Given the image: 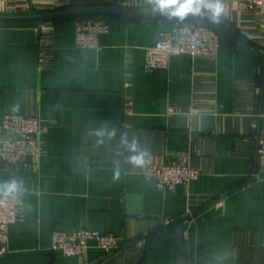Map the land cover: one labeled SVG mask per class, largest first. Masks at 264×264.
Here are the masks:
<instances>
[{
  "label": "crops",
  "instance_id": "crops-1",
  "mask_svg": "<svg viewBox=\"0 0 264 264\" xmlns=\"http://www.w3.org/2000/svg\"><path fill=\"white\" fill-rule=\"evenodd\" d=\"M221 3L219 18L264 54V10ZM95 6L159 11L149 0H0V16ZM101 15L0 23V122L19 113L47 126L39 156L0 167V196L16 181L25 200L0 264H264L263 62L210 21L222 35L218 54L174 55L150 69L146 48L185 18ZM91 18L111 28L80 46L75 21ZM139 152L138 167L129 158ZM175 160L200 176L169 190L144 178L146 167ZM76 227L124 246L106 253L91 243L83 256L51 249L55 229Z\"/></svg>",
  "mask_w": 264,
  "mask_h": 264
},
{
  "label": "built area",
  "instance_id": "built-area-1",
  "mask_svg": "<svg viewBox=\"0 0 264 264\" xmlns=\"http://www.w3.org/2000/svg\"><path fill=\"white\" fill-rule=\"evenodd\" d=\"M243 9L264 10V0H238ZM111 24L100 18L77 19L75 21L76 43L80 46L94 47L98 35L107 32ZM222 44V35L212 26L192 20L180 22L171 31H161L154 44L146 48V65L150 69L167 68L174 55L188 54L216 55ZM174 108L171 106L170 108ZM38 116L7 113L0 122V167L15 164L25 155L39 156L41 139L46 131ZM259 175H264V144L258 154ZM143 176L161 190L174 189L182 183L190 182L200 176V171L180 160L161 165L148 166ZM25 200L17 191L11 195L0 196V255L9 252L8 229L14 222L25 220ZM94 243L106 253H112L124 246V241L113 233L86 227L55 229L52 234V250H61L66 255H86Z\"/></svg>",
  "mask_w": 264,
  "mask_h": 264
},
{
  "label": "water",
  "instance_id": "water-1",
  "mask_svg": "<svg viewBox=\"0 0 264 264\" xmlns=\"http://www.w3.org/2000/svg\"><path fill=\"white\" fill-rule=\"evenodd\" d=\"M73 1V0H64ZM93 14H108L116 15L122 17H133V18H152V17H174L168 14L167 11H130L118 7L109 6H95L87 8L72 9L60 12L52 13H42L34 15H17V16H0V23H34L52 20H61L66 18H73L84 15ZM184 18H203L214 22L218 27H220L223 32L242 50L247 52L252 57L260 60L264 64V54L247 45L242 41L231 29L230 27L219 17L213 18V14L207 10L202 9L199 13L187 14Z\"/></svg>",
  "mask_w": 264,
  "mask_h": 264
},
{
  "label": "clouds",
  "instance_id": "clouds-1",
  "mask_svg": "<svg viewBox=\"0 0 264 264\" xmlns=\"http://www.w3.org/2000/svg\"><path fill=\"white\" fill-rule=\"evenodd\" d=\"M156 10L167 11L169 15L174 17H179L183 19L187 14L199 13L202 8H207L212 11L213 18H218L220 14L224 11L221 0H149ZM98 135H103V133H98ZM110 136L115 135V132L109 134ZM102 143V141H100ZM122 143L127 144V139L124 138ZM131 151L137 152L136 141L133 140L131 145H129ZM147 154L144 152H139L137 155H133L129 158V162L135 166H143L145 161V156ZM115 179H119V171L117 170L115 174ZM3 194L5 196L11 195L19 191V185L16 181L4 185Z\"/></svg>",
  "mask_w": 264,
  "mask_h": 264
},
{
  "label": "trees",
  "instance_id": "trees-1",
  "mask_svg": "<svg viewBox=\"0 0 264 264\" xmlns=\"http://www.w3.org/2000/svg\"><path fill=\"white\" fill-rule=\"evenodd\" d=\"M103 15L101 14H94V15H86V16H80V17H101ZM184 20H192V21H196L198 23H203V24H210L213 25V23H210V21L203 19V18H185ZM215 28H218L216 25H213ZM219 29V28H218ZM225 33H222V35H224Z\"/></svg>",
  "mask_w": 264,
  "mask_h": 264
}]
</instances>
